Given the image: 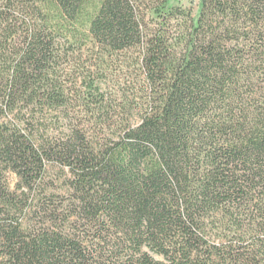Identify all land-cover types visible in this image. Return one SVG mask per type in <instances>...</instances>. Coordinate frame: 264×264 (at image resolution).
<instances>
[{"label":"trees","instance_id":"trees-1","mask_svg":"<svg viewBox=\"0 0 264 264\" xmlns=\"http://www.w3.org/2000/svg\"><path fill=\"white\" fill-rule=\"evenodd\" d=\"M172 2L0 0V264H264V0Z\"/></svg>","mask_w":264,"mask_h":264},{"label":"rangeland","instance_id":"rangeland-1","mask_svg":"<svg viewBox=\"0 0 264 264\" xmlns=\"http://www.w3.org/2000/svg\"><path fill=\"white\" fill-rule=\"evenodd\" d=\"M172 3L173 4H178L179 3V4L183 5L186 8H191L193 10V15L195 17H197L198 14H199V4H200V0H173ZM121 82H123V81H121ZM115 94H116L117 97H120V94L119 93L116 92ZM130 96H131L130 97V100L131 101H134V103L135 102H141V98H139L140 101L139 100H136L135 101L134 100L135 98L133 97V95L130 94ZM113 100L115 101V99H113ZM113 105L115 107L116 105H118V102L113 103ZM18 182H19V179H18V177L15 174H13V173L8 174V176H7V183H8V186H9V188L11 190H15L16 189ZM54 191H60V188H57V189H52L51 188L50 190H47L46 193H52Z\"/></svg>","mask_w":264,"mask_h":264}]
</instances>
